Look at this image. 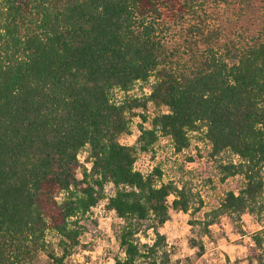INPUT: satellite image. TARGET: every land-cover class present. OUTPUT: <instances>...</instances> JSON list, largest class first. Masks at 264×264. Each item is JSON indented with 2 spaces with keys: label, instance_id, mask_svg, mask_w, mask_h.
<instances>
[{
  "label": "trees",
  "instance_id": "16d2710c",
  "mask_svg": "<svg viewBox=\"0 0 264 264\" xmlns=\"http://www.w3.org/2000/svg\"><path fill=\"white\" fill-rule=\"evenodd\" d=\"M194 134L215 176L241 181L191 220L202 254L223 216H264V0H0V264H67L106 198L115 264H169L162 227L204 201L184 163L171 176L167 160L136 162L161 138L185 153ZM251 239L246 264H264V224Z\"/></svg>",
  "mask_w": 264,
  "mask_h": 264
},
{
  "label": "rangeland",
  "instance_id": "374dc122",
  "mask_svg": "<svg viewBox=\"0 0 264 264\" xmlns=\"http://www.w3.org/2000/svg\"><path fill=\"white\" fill-rule=\"evenodd\" d=\"M246 27H251L249 30H245L244 27L246 32L255 30V26L251 24ZM134 92L140 91L134 90ZM162 109L165 108L162 107ZM149 110L150 113H156L155 106L151 103ZM135 111L137 114L132 115L131 133L125 135L122 140L125 144H133L140 134L141 109L138 108ZM195 134L192 137L193 145L185 153L174 154L168 138H161L159 144H156V159L146 155L136 162L138 168L147 171L155 166L157 160H167L164 162L167 164V174L171 176L177 174L174 166L184 163L188 168V171L184 173L185 180L189 181L195 192H199L204 201L201 210L195 216L183 211H173L171 219L162 227L161 232L166 235L168 241L167 248L171 257L169 264H246L249 246L252 244L251 235L263 227L264 216L258 219L255 215L246 213L238 225L233 224L229 217L223 216L218 224L211 227V234L204 236L205 250L202 254L190 245V238L196 236L199 229V225L191 223V220H202L205 212L219 203L223 192L237 188L241 183L239 177H230L221 181L217 175L215 176L218 174L216 173L218 169L216 162L207 158L209 146L198 140ZM197 146L201 147V154ZM189 155L192 159L186 157ZM87 157V150L79 152L81 162L91 166V163H86ZM213 177V181H209V178ZM106 190L108 194H111L114 191L113 184L108 183ZM173 198L174 196H171L170 200ZM107 203L106 198L88 213L89 221L96 219L98 224L95 227L91 226L94 229H90L81 236L82 244L67 257V264H115V256L124 255L115 235L116 227L121 219L114 210L108 209ZM152 237L153 233L150 232L149 235L142 236V239L152 241ZM45 258L46 255L42 254L39 264H45Z\"/></svg>",
  "mask_w": 264,
  "mask_h": 264
},
{
  "label": "built area",
  "instance_id": "2783aa9c",
  "mask_svg": "<svg viewBox=\"0 0 264 264\" xmlns=\"http://www.w3.org/2000/svg\"><path fill=\"white\" fill-rule=\"evenodd\" d=\"M138 168V167H137ZM141 169V168H140ZM146 171V170H145Z\"/></svg>",
  "mask_w": 264,
  "mask_h": 264
}]
</instances>
